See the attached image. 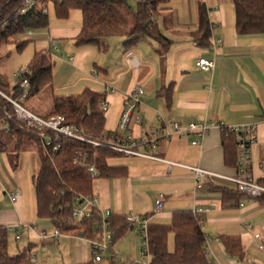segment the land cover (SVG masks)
<instances>
[{
	"label": "crops",
	"instance_id": "crops-1",
	"mask_svg": "<svg viewBox=\"0 0 264 264\" xmlns=\"http://www.w3.org/2000/svg\"><path fill=\"white\" fill-rule=\"evenodd\" d=\"M197 1L169 0L166 10L153 20L171 41L164 58L159 57L158 43L151 39H142L126 51L122 45L123 37L103 40L104 50L94 46L77 48L74 39L79 35L81 25H56L60 19L54 16L46 29L31 31L26 36L34 38V48L55 59L52 77L55 94H77L85 88L104 93V101L108 104L105 123L107 127L114 125L109 129L104 126L106 132L117 129L124 96L134 84L142 86L144 91L138 109L142 122L130 125L135 138L142 130L159 126L158 114L183 126L203 119L214 124L199 145H192L191 137L174 136L160 140L154 149H147L148 154L167 162L234 175L235 164L225 162L219 127L253 124L256 142L250 146V170L255 180L260 179L264 177V34H237L232 0H200L208 9L211 28L208 46L198 45L190 37V32L197 27ZM198 58L213 59V70L200 71L194 65ZM130 60L136 62V68ZM107 87L113 88L114 92L107 91ZM33 106L39 110L37 104ZM112 108L114 114L109 117ZM112 121L114 123H110ZM124 159L121 163L110 164L123 167V175L95 178L91 185V195L97 198L99 208L111 212L113 230L123 229V234L114 242L115 250L122 237L130 233L136 235L127 229L124 217L129 213L150 216V223L169 224L176 211L193 213L195 209L209 207V211L194 214L201 222L205 236L207 263L264 264V204L255 198H243L238 205L224 208L220 194L215 190L217 187L232 188L224 182L213 181L196 189L192 172L187 168L168 167L163 161L137 156H125ZM1 166L5 169L2 159ZM15 172L19 178L17 183L12 182V188L0 182V200L7 198L8 191L18 188L21 196L15 203L10 202L14 205L18 201V208H0V226L11 229L36 222L44 228L41 231L51 234L53 226L36 218L35 207L31 209L30 206L28 218L24 182L20 172L14 169ZM159 194L163 196L162 208L155 214L154 200ZM16 234H19L18 240ZM16 234L12 237L15 244L25 240L19 252L27 250L29 263L31 257H36L31 264L39 263L37 254L42 256V264L48 257L54 259L59 254L67 257L66 262L71 260L70 264H78L86 251L85 244L80 242L86 241L64 233L57 243L51 238L40 239L27 227ZM255 234L259 235L257 241ZM225 239L238 240L241 258L226 251ZM258 244L262 245L261 249ZM136 250L138 252V245Z\"/></svg>",
	"mask_w": 264,
	"mask_h": 264
},
{
	"label": "trees",
	"instance_id": "trees-1",
	"mask_svg": "<svg viewBox=\"0 0 264 264\" xmlns=\"http://www.w3.org/2000/svg\"><path fill=\"white\" fill-rule=\"evenodd\" d=\"M24 1L0 0V48L16 42V37L26 35L27 31L46 29L49 7L53 16L60 20L67 19L72 10L79 11L82 22L80 33L74 39L77 48L94 46L104 50L103 40L123 37L122 45L126 51L142 39H151L158 43L159 57L164 58L171 44L153 21L166 10L169 0H34L28 8ZM232 1L237 34H264V0ZM133 2L136 3L135 8L131 6ZM195 11L197 27L190 32V37L198 45L208 46L211 28L208 9L199 0ZM28 42L19 40L17 48L22 49ZM2 57L0 53V60ZM54 67L55 61L51 56L35 51L26 73L17 78L14 86L9 87L0 77V92L16 98L20 94L19 83L26 79L29 91L20 102L52 103L45 113L32 111L33 114L43 119L61 116L63 124L72 126L78 136L88 140H97L103 133H108L104 130L105 113L99 109L104 93L85 88L77 94H55L52 88ZM31 108L36 110L34 106ZM220 132L225 162L236 166L238 153L234 135L223 126ZM47 138L51 141L49 145L45 143ZM27 146L32 148L38 161L37 172L31 177L36 218L48 221L61 233L80 238L92 237L94 217L84 219L81 224L72 222L74 197L91 195L95 178L123 175V167L109 163L110 159L122 155L51 130H27L15 118L13 106L0 94V153L5 154L12 169H16L20 153ZM54 146H58L57 150H53ZM90 166L95 175L88 172ZM256 183L264 188V177L257 179ZM215 190L220 194L224 208L249 198L233 187H217ZM255 199L264 204V192ZM12 229L0 226V264H31V258V263L26 259L27 250L14 255L9 253L8 238ZM113 233L115 242L123 234V229L113 230ZM147 233L151 264H208L201 222L191 211L174 212L169 224L150 223ZM170 235L172 251L168 248ZM224 245L230 255L242 257L238 240L225 239Z\"/></svg>",
	"mask_w": 264,
	"mask_h": 264
},
{
	"label": "built area",
	"instance_id": "built-area-1",
	"mask_svg": "<svg viewBox=\"0 0 264 264\" xmlns=\"http://www.w3.org/2000/svg\"><path fill=\"white\" fill-rule=\"evenodd\" d=\"M34 0H25L24 5L32 6ZM31 32L27 31L26 35ZM133 67H137L134 60H130ZM194 65L203 72H210L214 68V60L206 58H198ZM25 72H20L17 75L21 77ZM20 94L16 98H11L3 93L0 94L13 106L15 118L21 122L27 130L34 129L42 132L43 130H51L58 134L68 136L86 143L91 144L93 147L106 148L112 152L118 153L123 156H137L147 159L163 161L168 167L173 165L187 168L192 172L194 179V186L196 189L201 188L203 184L213 181L224 182L239 192L245 194L249 198H256L264 192V188L256 183L251 173V156L250 146L256 142V127L253 124H244L234 127H228L234 135L238 159L235 166L234 175H222L211 171L204 170L199 166H184L172 162H167L155 155L147 153V149L156 148L160 140H167L174 136L178 137H191L192 145H199L202 139L209 133L210 129L214 126L213 123L203 119L190 122L188 125L183 126L178 122L165 120L160 114L157 115L159 126L150 127L148 131L142 130L139 137L135 138L131 131V123L141 124L142 118L138 114V109L142 103L144 91L142 86L134 84L128 93L124 96L123 109L120 114L117 129L112 132L103 133L97 140H88L77 135L76 130L72 126L63 124L64 119L61 116H54L48 119H43L32 112L25 109L20 100H23L29 91V84L26 79L19 83ZM110 93L114 92L113 88H108ZM99 109L106 112L108 104L102 101L99 104ZM221 128V126L219 127ZM42 136V135H41ZM50 139H46V145L50 144ZM58 146H54L53 150H57ZM264 168V160H263ZM88 172L95 175L93 167H88ZM10 202L15 203L21 196V190L18 188L8 191L6 194ZM163 196L159 194L154 200L155 214L159 213L162 208ZM210 208H198L193 210V214L209 211ZM94 217L93 233L90 238H82L87 242L92 256V264H100L102 261L107 260L115 264H124L126 258L114 249V233L111 223V212L109 210L100 209L98 206L97 198L92 195H77L74 197L71 206V218L74 224H81L84 219ZM127 229L133 231L139 238L138 242V258L132 261V264H151L149 243H148V225L150 224V216L138 215L129 213L124 217ZM27 227L31 232L38 235L40 239L51 238L55 243L59 242L61 232L59 229H54L51 234L45 231H37L33 225L27 226L21 224L16 226L15 229L20 231L22 228ZM12 229V228H11ZM15 239H19V234H16ZM259 235H254V240H258ZM258 248L262 245L258 244ZM32 262L36 261V257H31Z\"/></svg>",
	"mask_w": 264,
	"mask_h": 264
},
{
	"label": "rangeland",
	"instance_id": "rangeland-1",
	"mask_svg": "<svg viewBox=\"0 0 264 264\" xmlns=\"http://www.w3.org/2000/svg\"><path fill=\"white\" fill-rule=\"evenodd\" d=\"M131 6L133 8H135L136 3L133 2L131 3ZM48 16H49V20H53V14H52V8L49 7L48 9ZM64 20H58L56 21V25H60V26H68V25H72L73 23H78V25H81V15L79 13L78 10H72L70 12V15L67 19ZM55 24V23H54ZM35 32V31H33ZM28 40L29 42L22 48V49H18L17 48V44L19 42V40ZM116 40L119 39V37L115 38ZM34 38L33 37H27L25 34L24 35H20L18 37H16V42H12L10 44L4 45L0 48V53L2 54V59L0 60V77L2 78V81L9 86H14L17 82V75L20 72H25L27 70L28 64L30 62V60L32 59V56L34 54L35 51H38L36 48H34ZM54 59V58H53ZM55 61V59H54ZM20 104L27 109L30 112H34L36 114H40L43 113L45 111H48L51 108L52 103L50 101H45L44 103H38L35 100H31L28 102H24L21 101ZM37 104L39 106V110H33L31 107ZM110 114L113 116L114 114V109L112 108L111 111L109 112V117ZM108 117V118H109ZM113 120V117H112ZM110 123H114L113 121ZM107 129L109 128H113L114 125L112 124V126L108 124L109 127H107V122L104 125ZM6 156L3 153H0V159L3 160L4 165H5V169L1 166L0 167V182L4 183V185H6L8 188H12V182L17 183L18 182V178L16 172L13 173V170L8 162L6 161ZM125 156H118V157H114L112 159L109 160L110 164H117V163H121L123 162L125 159ZM38 169V161L37 158L34 154V152L32 151L31 147H24L23 151H21L20 153V158H19V163L16 167L17 172H20L21 177L23 179L24 182V188H23V194L25 197V208L27 209V216L29 218V209L31 206V209H33L35 207V195H34V190L32 187V183H31V177L32 175H34L37 172ZM11 186V187H10ZM18 204V201L17 203ZM16 204L12 205L10 203V200L7 198H3V200H0V208L6 209V208H11L14 209V207L18 208V206H16ZM168 224V222H166ZM34 227H37L38 231H41L42 229H44L42 226H40L39 223L34 222ZM54 230V229H53ZM53 230H51V232H53ZM27 231L24 232L23 235H25ZM17 233V230L15 229V227L12 229V231L9 233V238H8V247H9V252L10 253H20V247L22 245H24L25 240H22L17 242V244H15L14 239L12 238L15 234ZM133 236V238H132ZM134 235L133 233H130V235L126 236V237H122L121 240L116 243V251L121 254H123V256L126 258V263L125 264H132V261L138 258V252L136 250V245H138V236ZM136 237V239H135ZM81 244H85L86 246V251L84 253V256L82 258H79V262L78 264H86V263H92V256H91V252H90V248L89 245L85 242L80 241ZM136 242V243H135ZM19 248L17 249L16 247ZM27 247V244H26ZM168 248L170 251L173 250V241L170 238L169 239V243H168ZM71 249V248H70ZM63 253V252H62ZM72 253V252H71ZM27 256H29V253L26 252V259ZM38 258H39V263L37 264H42V256L39 254H37ZM64 254H59L57 257L51 258L48 257V260L43 262V264H70L71 260L67 261V257L64 256ZM70 256V253H69ZM100 264H113L110 261L104 260L102 261ZM117 264V263H115Z\"/></svg>",
	"mask_w": 264,
	"mask_h": 264
}]
</instances>
